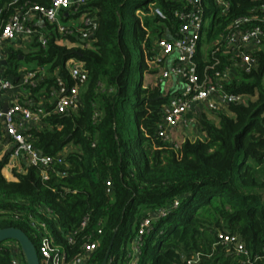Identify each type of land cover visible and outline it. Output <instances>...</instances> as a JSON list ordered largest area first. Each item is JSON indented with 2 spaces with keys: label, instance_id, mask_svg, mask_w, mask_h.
Masks as SVG:
<instances>
[{
  "label": "trees",
  "instance_id": "trees-1",
  "mask_svg": "<svg viewBox=\"0 0 264 264\" xmlns=\"http://www.w3.org/2000/svg\"><path fill=\"white\" fill-rule=\"evenodd\" d=\"M230 2L231 18L214 25L241 15L264 17V0ZM48 4L49 0H0V30L11 16ZM152 8L164 18L153 14ZM182 8L180 0H86L77 13L60 16L62 22L78 17L95 21L84 42L72 27L70 34L61 35L56 25H45L36 29L44 35L45 45L34 37L25 48H8L5 64H0L1 77L11 75L18 84L22 61L36 66L24 72H45L36 74L35 86L25 84V95H19V103L31 110L37 105L52 109L56 76L66 87L73 84L69 60L83 64L86 81L76 110L50 114L24 129L42 155L71 149L59 165H24L23 174L14 172L15 181L0 173V230H22L37 251L39 236L29 224L31 219L45 222L62 243L63 235L77 230L87 218L77 242L92 234L98 240L94 264L102 263L110 245L112 264L129 260L131 264H264V51L252 72H237L226 87L246 101L227 105L226 113L215 112L217 124L202 115L197 122L199 136L185 138L175 148L174 142L156 134L169 93L155 82L144 86L143 78L156 73L149 64L153 38L164 27L177 28L173 12ZM252 25L264 26L256 21ZM217 38L212 33L205 38L210 49ZM60 39L75 45L60 44ZM214 58L219 60L215 69H220L223 57ZM4 137L0 122V144ZM9 156V151L0 149V171ZM143 218L150 219L149 227L136 238ZM219 233L237 235L247 255L230 251L218 239ZM134 240L139 253L131 259V251L126 252L117 262L114 251ZM20 255L26 264L21 250ZM0 264H11V253L2 242Z\"/></svg>",
  "mask_w": 264,
  "mask_h": 264
},
{
  "label": "built area",
  "instance_id": "built-area-1",
  "mask_svg": "<svg viewBox=\"0 0 264 264\" xmlns=\"http://www.w3.org/2000/svg\"><path fill=\"white\" fill-rule=\"evenodd\" d=\"M86 0H49L47 7L32 6L22 14L13 15L0 30V48L2 45L14 40H31L37 37L42 45H45L44 35L33 27L30 15L39 18L45 25H56L58 34H70L69 27L80 32V40H87L96 23L93 19L82 18L78 28L74 25H64L60 16L75 14L85 4ZM183 8L173 12L178 21L177 28H163L160 36L153 38L152 58L150 66L155 70V81L162 85L166 82L169 90L167 103L162 107V117L157 125L156 134L163 141H168L170 131L178 125L189 121L190 116L197 120L200 112H220L223 106L229 104L244 103L246 98L241 94L229 92L226 87L237 76V72L250 73L259 63L260 53L264 51V26L252 25L253 22H262L264 17L258 19L257 15H241L234 17L228 23L219 26L214 25L218 21H228L230 14V0H180ZM264 9V4L261 5ZM152 13L160 19L164 15L157 8L151 9ZM212 15L209 16L210 12ZM208 15V16H207ZM214 22V23H213ZM81 25L85 28L82 29ZM39 28V29H43ZM209 33L217 35L215 46H208L205 38ZM208 46V48H207ZM212 46V45H211ZM210 49V50H209ZM219 54L224 59L220 69H215L219 60L214 58ZM200 57V62L197 60ZM212 58L213 62L209 63ZM5 57L0 51V62ZM74 61V60H72ZM68 71L73 84L66 87L61 77L56 76L57 92L56 100L51 110L47 111L40 105L36 110L19 103V96L15 95L8 105L7 112H2L5 104V94L14 91L16 86L25 84L35 86L33 80L36 74L44 75V70H30L23 72L19 83L0 76V121L3 125L4 135L8 139L9 152L12 157H22L25 165L49 168L61 164L66 152L62 151L53 156H45L36 151L30 142V136L24 133V129L39 122L50 114H63L76 110L80 104L79 92L86 81V71L79 61H74L68 66ZM212 73L209 75V73ZM24 90V89H23ZM25 92V91H24ZM175 148L178 143H175ZM45 177V174H43ZM109 193L110 182L106 183ZM43 211L49 212L48 209ZM164 213V212H163ZM88 219L85 218L72 233L64 234L62 243L57 242L50 233L49 226L36 219L29 221L30 226L38 234L37 256L40 264H94V255L98 248V240L92 235L82 237L79 247L75 245L80 233L87 227ZM150 219L140 220L136 238H140L149 227ZM100 234V231L97 232ZM218 239L226 247L237 255H247V251L235 234L219 233ZM17 244V243H16ZM131 259L139 253V243L135 240L131 243ZM18 245V244H17ZM11 253V264H25L20 255L18 246L10 244L2 245ZM197 261V257L192 261ZM114 257H108L106 264H112ZM131 262V261H130Z\"/></svg>",
  "mask_w": 264,
  "mask_h": 264
},
{
  "label": "crops",
  "instance_id": "crops-1",
  "mask_svg": "<svg viewBox=\"0 0 264 264\" xmlns=\"http://www.w3.org/2000/svg\"><path fill=\"white\" fill-rule=\"evenodd\" d=\"M30 19H31V23H32L33 27H35V28H43L44 27V23L39 18H36L33 14L30 15ZM79 24L76 25V24L72 23L71 25H74L76 28H78ZM28 41L29 40H24V41L14 40V41H11L9 43L2 45L0 48L2 56L6 58V56L8 54V48L10 46L14 49L15 48H21V47L27 45ZM59 43L63 44V45H67V46H74L75 45V44L69 43L63 39H60ZM72 62H74V61L69 60L67 62V66H70L72 64ZM2 65H4V64H2ZM34 68H36L35 65H29V67H19L18 68L19 78L22 76L24 70L34 69ZM0 76H4V69L3 68H0ZM5 77L7 79H10V80H12L14 78L11 75H8ZM18 89H19V86L17 85L16 88L14 89V91L5 94L4 102L5 103L10 102L15 95H18V94H16ZM23 95H25V94H23ZM221 111H224L222 113H226L227 112L226 106H223ZM202 115L205 116L208 120H210L214 124L218 123V118L215 115V113L204 110L203 112H200L199 117H201ZM198 118H197V120H193V118H191L189 116L187 118V120L189 121L187 124L182 123V124L178 125L177 128H174L170 131L169 140L171 142H174V143H175V141L181 143L185 138L193 140L194 138L191 139V137L193 136L194 133H197L195 138L198 137L199 136L198 128H197L198 127V124H197ZM1 124H2V122H1ZM1 144H0V149L2 150V153L5 151H9V143H8V139L6 137H4V142H2ZM69 148L71 149V147H66L63 149V151L67 152V150ZM24 165H25V161L22 157L9 156L8 162L2 167L0 173L5 180L15 181L16 178L14 177V172L17 174H23V171H24L23 166Z\"/></svg>",
  "mask_w": 264,
  "mask_h": 264
},
{
  "label": "water",
  "instance_id": "water-1",
  "mask_svg": "<svg viewBox=\"0 0 264 264\" xmlns=\"http://www.w3.org/2000/svg\"><path fill=\"white\" fill-rule=\"evenodd\" d=\"M0 64H5V60L1 61ZM8 105L5 103L2 106V112H7ZM6 240H14L20 247L21 252L25 258L26 264H40L37 256V251L30 241L28 236L20 229L7 228L0 230V243ZM112 244V243H111ZM111 248V245H110ZM109 248V250H110ZM109 250L105 255L101 264H106L109 257Z\"/></svg>",
  "mask_w": 264,
  "mask_h": 264
},
{
  "label": "rangeland",
  "instance_id": "rangeland-1",
  "mask_svg": "<svg viewBox=\"0 0 264 264\" xmlns=\"http://www.w3.org/2000/svg\"><path fill=\"white\" fill-rule=\"evenodd\" d=\"M212 13H213V11H211L210 12V14H209V16H211L212 15ZM208 16V15H207ZM146 20V19H145ZM82 21V17H78V18H69L67 21H65V22H62L64 25H71L72 23H74V24H79L80 22ZM131 26V21H129L128 22V27H130ZM30 41V40H29ZM28 41V42H29ZM24 48L26 47V45L25 46H23ZM207 48H208V46H207ZM138 57H139V53H138ZM29 65H31V63H24V61H22V62H20L19 63V65H18V68L19 67H29ZM155 76H153V77H149L147 74L144 76V78H143V84H144V86H146L148 83H151L152 85L154 84V82H155V84H157L159 87V89L160 90H162L163 91V93L164 92H166V91H168L169 90V85H167L166 84V82H163L162 83V85L161 84H159V83H157L156 81H155ZM262 84H263V86H264V77H263V81H262ZM22 87H19V89H18V91L16 92V94H18V95H23V94H25V92H24V90L23 89H21ZM21 90V91H20ZM52 100V99H51ZM223 108V107H222ZM220 112H224V111H220ZM177 128V127H176ZM196 134L197 133H194L193 134V136L191 137V139L192 138H195V136H196ZM198 136V135H197ZM175 143H180V142H177V141H175ZM70 147V146H69ZM70 150V148L67 150V151H69ZM17 242L16 241H14V240H6V241H3L2 242V245H6V246H8V245H10V244H13V245H15V246H18L17 244H16ZM131 243H127V244H125V245H121L117 250H115L114 251V254L115 255H118V260H117V262H119V259H121V257L127 252V253H129L130 251H131ZM132 253V252H131ZM130 253V254H131ZM130 261V260H129ZM127 262V261H124L122 264H131L130 262ZM119 264V263H118ZM121 264V263H120Z\"/></svg>",
  "mask_w": 264,
  "mask_h": 264
}]
</instances>
